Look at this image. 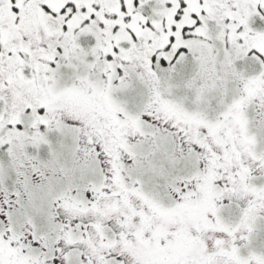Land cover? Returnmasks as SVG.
<instances>
[{"label":"snow or ice","instance_id":"1","mask_svg":"<svg viewBox=\"0 0 264 264\" xmlns=\"http://www.w3.org/2000/svg\"><path fill=\"white\" fill-rule=\"evenodd\" d=\"M0 264H264V0H0Z\"/></svg>","mask_w":264,"mask_h":264}]
</instances>
